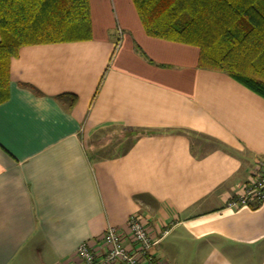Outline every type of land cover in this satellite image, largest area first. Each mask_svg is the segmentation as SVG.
<instances>
[{
	"label": "crops",
	"instance_id": "1",
	"mask_svg": "<svg viewBox=\"0 0 264 264\" xmlns=\"http://www.w3.org/2000/svg\"><path fill=\"white\" fill-rule=\"evenodd\" d=\"M92 38L20 47L0 101V264H79L139 213L168 264H264V98L149 36L133 0H89Z\"/></svg>",
	"mask_w": 264,
	"mask_h": 264
},
{
	"label": "trees",
	"instance_id": "2",
	"mask_svg": "<svg viewBox=\"0 0 264 264\" xmlns=\"http://www.w3.org/2000/svg\"><path fill=\"white\" fill-rule=\"evenodd\" d=\"M133 2L149 36L198 47L200 68L264 98V0ZM91 38L89 0H0V101L20 47Z\"/></svg>",
	"mask_w": 264,
	"mask_h": 264
},
{
	"label": "built area",
	"instance_id": "3",
	"mask_svg": "<svg viewBox=\"0 0 264 264\" xmlns=\"http://www.w3.org/2000/svg\"><path fill=\"white\" fill-rule=\"evenodd\" d=\"M264 202V168L258 164L247 182L240 185L228 206ZM166 231L161 232V236ZM161 236L152 234L144 216L133 213L123 226H108L94 239L80 244L75 252L79 264H168L153 253Z\"/></svg>",
	"mask_w": 264,
	"mask_h": 264
}]
</instances>
